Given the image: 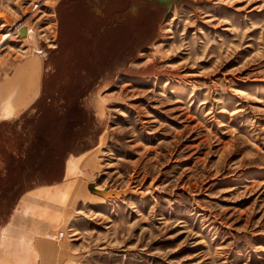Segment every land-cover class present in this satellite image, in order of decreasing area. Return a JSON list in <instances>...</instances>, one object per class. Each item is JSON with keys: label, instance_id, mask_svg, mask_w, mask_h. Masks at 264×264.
Listing matches in <instances>:
<instances>
[{"label": "rangeland", "instance_id": "1", "mask_svg": "<svg viewBox=\"0 0 264 264\" xmlns=\"http://www.w3.org/2000/svg\"><path fill=\"white\" fill-rule=\"evenodd\" d=\"M6 33L0 241L67 181L62 264H264V0H0Z\"/></svg>", "mask_w": 264, "mask_h": 264}, {"label": "crops", "instance_id": "2", "mask_svg": "<svg viewBox=\"0 0 264 264\" xmlns=\"http://www.w3.org/2000/svg\"><path fill=\"white\" fill-rule=\"evenodd\" d=\"M31 73H33L32 80L34 81L29 83L25 78L23 81L17 82L18 88L30 90L27 93L32 92L29 96L37 94L38 87H35L37 85L39 86L40 78V76L39 78L37 76L36 69H32ZM19 76H24L22 71L19 73L16 72L14 76L8 78L0 88L1 95L5 99L13 101L16 105L19 101L14 100V95L6 94L4 91L9 85H12L13 81L19 79ZM20 83H26V86H20ZM22 97L24 96H21L19 99ZM69 184L71 183L66 181L51 186L39 187L29 192L19 201L10 222L2 231L0 263L3 261L8 264H62L65 261L67 253L70 252L67 246L68 244L65 241L57 243L48 238L50 229L52 227L54 228L50 220L56 218L58 213V210L51 205L58 204V202L47 199V197L44 199L39 194L46 195L54 186L65 187ZM70 192L69 200L73 199L72 197L75 195L73 193V187Z\"/></svg>", "mask_w": 264, "mask_h": 264}, {"label": "bare ground", "instance_id": "3", "mask_svg": "<svg viewBox=\"0 0 264 264\" xmlns=\"http://www.w3.org/2000/svg\"><path fill=\"white\" fill-rule=\"evenodd\" d=\"M10 36H11V34H9V33L2 35L1 44H0V46H2V48H3V46L8 44Z\"/></svg>", "mask_w": 264, "mask_h": 264}, {"label": "built area", "instance_id": "4", "mask_svg": "<svg viewBox=\"0 0 264 264\" xmlns=\"http://www.w3.org/2000/svg\"><path fill=\"white\" fill-rule=\"evenodd\" d=\"M59 236H60V237H64V236H65V232L61 231V232L59 233Z\"/></svg>", "mask_w": 264, "mask_h": 264}]
</instances>
